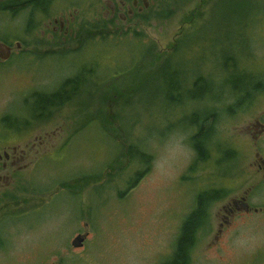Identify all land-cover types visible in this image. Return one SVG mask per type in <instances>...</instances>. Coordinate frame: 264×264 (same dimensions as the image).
<instances>
[{
  "label": "rangeland",
  "instance_id": "obj_1",
  "mask_svg": "<svg viewBox=\"0 0 264 264\" xmlns=\"http://www.w3.org/2000/svg\"><path fill=\"white\" fill-rule=\"evenodd\" d=\"M154 1L147 0L143 11L148 19L122 22L117 12L113 23L103 28L116 37H95L78 50L82 39L75 33L107 21L109 8L117 7L118 0H58L41 15V33L33 41L24 39L19 48L13 45L12 56L0 61V155L6 147L9 153L12 146L17 153L26 150L25 163L32 168L21 175L27 204L9 209L20 218H0V230L9 237V247L0 248V264H163L173 253L196 195L220 187L229 192L211 205L190 264L264 263V210L215 239L222 205L261 179L262 173L254 174L248 165L252 145L260 148V143L247 135L246 127L264 111V0H176L167 18H152L167 8V0ZM60 18L72 19L69 34L52 31L53 20ZM21 24L17 20L14 29L9 26L10 38ZM172 45L180 48L177 55L170 54ZM233 52L240 60L236 71H244L245 80L232 74L225 80L233 69L223 70L222 58ZM153 55L156 62L165 58L178 67L186 86L202 76L210 88L204 100L179 106L160 97L156 102L151 85L160 86L155 81L159 73L144 91L122 99L124 106L110 103L115 91L127 87L129 92L146 75ZM83 65L89 72L80 94L55 109L52 117L24 129L37 104L33 94L56 91ZM255 84L262 91L254 95L249 90L240 97L232 90ZM249 98L255 99L254 106L263 102L247 106ZM201 110L215 115L210 156L219 164L211 158L200 172L196 167L189 173L196 161L190 138L197 128L184 120L192 114L197 120ZM44 135L38 146L36 137ZM137 149L150 157L148 164L141 163ZM219 165L224 166L216 170ZM250 202L264 207V181ZM78 234L86 238L74 249L70 242Z\"/></svg>",
  "mask_w": 264,
  "mask_h": 264
},
{
  "label": "trees",
  "instance_id": "obj_2",
  "mask_svg": "<svg viewBox=\"0 0 264 264\" xmlns=\"http://www.w3.org/2000/svg\"><path fill=\"white\" fill-rule=\"evenodd\" d=\"M22 1L23 0L10 1L9 6L10 9H12L11 12H15V13L20 12L23 9L22 6L24 5ZM56 1L58 0H31V3L29 4H31L32 6L36 5V10L40 11L42 15L43 13H45L46 7L47 6L49 7L51 4H54ZM175 2L176 0H167L165 3H163V4H167L166 5L167 8L162 9L160 12H156L152 14L151 15L152 18H167L173 12V9H169V8ZM156 3H158L157 0L154 1V4ZM134 17H138L141 20L148 19V16L144 15L143 12L141 14H136ZM113 21H114L113 18H109L107 19V21H100V22H96L94 25H90V27L87 29L93 30V32L91 33H88L87 29L80 28V33L79 34L75 33V36L76 35L80 36V39H82V41L80 40V47L78 50L84 47L83 44L88 42L91 43V41H93L95 37L99 38L100 40L108 39L109 36L116 37L117 35L115 33L111 35L107 30H103V28L105 29L106 26L109 27V25H111ZM33 29H34L33 23H30L26 26V32L29 34L32 33ZM84 33H86L87 35L83 37ZM29 40L31 39L29 38ZM33 40L34 38H32V41ZM179 49L175 48V46L172 45V51L170 54L177 55ZM148 51H151V49L148 48ZM152 58H153V63H152L153 66L151 69L147 70L146 75H142L138 79L137 81L138 83L136 82V85L129 88V92L126 91L127 87L115 91L116 94L111 96L110 103H112L114 106L116 105L124 106L120 103L122 99L130 95L133 98L134 95L144 91L145 88L148 86V84H150L151 79H155L159 73H161V78L155 81H157L160 84V86L151 85V87H154V91H155L154 96L156 95L155 97L156 102L161 101L162 99L163 101L167 100L168 102H170V104L173 102H176V104L179 103L178 104L179 106L182 105L183 103L194 104L197 102V100L199 101L204 100V96L210 88L207 89V86L205 85L202 76H199L198 79L197 76L194 77L191 84L189 86H186L184 85L183 82H186L187 84L188 83L187 78L183 76L181 70L178 67L174 68L173 67L174 65L171 67L167 62V59L165 61V58H163V60H160L159 62H156L154 55ZM239 62L240 60H236L234 52L232 56H226L225 58H222L221 65L224 66L222 67L223 70L225 69L228 70L230 68L233 69L229 74H227L225 80L228 79V76L230 74H232L233 77L235 78H242L244 80L246 79L245 77L246 73L244 71H240V72L236 71L238 69ZM83 69L80 70L73 77H69L64 81H62L59 84L56 91L33 94L34 98L37 101V104L34 107V114L32 115V120L30 122H25L23 128L24 129L27 128L25 125L35 124L36 121H42L43 119L52 117L55 109H60L64 107L69 102H71L76 96H78L80 94L82 85L85 83L86 79L88 78L89 69H87L85 65H83ZM116 77L119 76L116 75ZM234 82H237V79H235ZM198 90H201V95H197ZM232 90L236 94H239L240 97L242 94L245 93H246L245 95H247L249 90L253 91V95L257 91L260 90L262 91L261 87H258L257 84H255L254 88L242 89L240 87L238 89V87L235 88L232 87ZM88 94L90 95L91 93ZM157 97H160L161 99ZM105 98L108 103V97L105 96ZM251 99L249 100L248 105L251 104ZM239 100L240 98L236 100L234 104L235 108L241 105L239 103ZM128 103L126 105H128ZM214 104L217 107L220 103H214ZM232 108L234 107H230V112ZM214 109L215 108H211V110ZM214 116L213 113H208L201 110L200 113H197V120L195 114H192L190 118H186V120H184L187 121L189 125H193L194 127L197 128L196 133L190 138V146L195 153L196 161L194 162L193 165L189 167L188 169L189 173L193 172L196 167H198L197 172H200L201 171L199 170L200 166L208 162L210 163L209 160L211 158L212 161H214V163L216 162V165L219 164L218 160L216 159L217 157L210 156V154L212 153L210 140H211V134L213 132V124L215 122ZM3 120L6 121V118H3ZM105 131L106 132L109 131L107 127H105ZM126 148H127L126 156L130 159L132 158V152H131L132 148L130 147V145ZM214 152L216 153V151ZM135 154L137 155L141 163H143L144 165L148 164V160H150V157L148 155L141 152L139 149L136 150ZM197 163L200 165H197ZM220 166L223 167L224 165L216 166L215 167L216 170H219ZM85 179L86 178H84V180ZM218 181L221 180L218 179ZM64 186L68 189L75 188L72 184H67V183H64ZM227 192L229 191L220 187L218 189L202 191L196 195L193 209L184 218L178 230V234L174 243L173 253L169 257V259H167L163 264H190V252L196 245L198 233L208 225L211 205L214 202L223 199L227 195Z\"/></svg>",
  "mask_w": 264,
  "mask_h": 264
},
{
  "label": "flooded vegetation",
  "instance_id": "obj_3",
  "mask_svg": "<svg viewBox=\"0 0 264 264\" xmlns=\"http://www.w3.org/2000/svg\"><path fill=\"white\" fill-rule=\"evenodd\" d=\"M10 1L12 0H0V43L8 46L10 48V54L8 59L13 54V45L15 48L17 47V43L21 45L24 39H35V35L37 33H41L39 25L41 24V12L36 10V5L32 6L31 0H23L22 10L20 12H11L10 9ZM148 2L147 0H118L117 7L111 6L109 8L108 13L110 14V18H114L116 13L118 12V19L122 22L127 21V19H133L136 14H141L144 10L148 9L145 6ZM71 17V16H70ZM128 17V18H127ZM17 20L22 22L23 28L20 30L17 35H12L10 38L9 26ZM71 18L69 19H62L60 18L58 21L53 20L52 31L63 32V34L70 33L69 25L71 23ZM30 23H33L34 29L32 33L26 32V26ZM57 24V27H56ZM14 29V28H13ZM19 48V47H18ZM0 56V61H1ZM6 59V60H8ZM5 61V60H4ZM2 61V62H4ZM255 99L252 100L251 104L247 106H254ZM263 102V101H261ZM261 102H258L255 106H258ZM254 106V107H255ZM256 110L255 108L253 109ZM246 132L249 137L255 141H259L260 148L256 147V145H252V149L250 152V157L252 158V162L248 165L254 167L253 173L254 174H261V179H259L255 185L252 187L250 186L246 190L242 192V194L238 195H231L228 202L222 205L221 210L222 214L218 216V223H217V231L215 235V239L218 236L224 233H228L229 231L234 230L239 223H241L242 219H247L248 216L254 215H261L264 207H256L253 206L250 202V196L255 190V187L264 181V111L262 115L255 117L246 127ZM44 137H36V141L38 142V146L44 143ZM4 147V146H3ZM37 153V151H35ZM27 151L20 150L18 153L16 148L12 146L10 153L8 148L6 147L3 151V158L0 155V160L2 161L0 165V218L1 222L6 218H20L19 215H14L9 213V209L20 207L22 204L25 206L26 200L25 195L22 194V190L20 189V185L22 180L24 179L21 175H26L30 173L32 168L28 167L25 163ZM12 185V186H11ZM56 185V183H55ZM52 185L50 189L52 190ZM15 191L16 193H11ZM33 194V193H32ZM38 194V193H35ZM41 195V194H39ZM46 202V201H45ZM44 202V203H45ZM246 203L248 205L247 210L243 209V204ZM34 207V206H33ZM32 207V208H33ZM31 208V209H32ZM39 209V208H37ZM8 214H6L5 212ZM14 212V211H13ZM13 215V216H12ZM241 220V221H240ZM0 222V223H1ZM4 223V222H3ZM242 223H245L242 222ZM228 239V238H227ZM9 247V237L8 233L0 230V248L5 249ZM4 251V250H3ZM247 254V252H244ZM264 264V263H261Z\"/></svg>",
  "mask_w": 264,
  "mask_h": 264
},
{
  "label": "water",
  "instance_id": "obj_4",
  "mask_svg": "<svg viewBox=\"0 0 264 264\" xmlns=\"http://www.w3.org/2000/svg\"><path fill=\"white\" fill-rule=\"evenodd\" d=\"M145 6H147V4H145ZM20 44L17 43V47H19ZM9 54H10V48L4 44H1L0 43V56H1V60H6L8 59L9 57ZM248 208V205L246 203L243 204V209L247 210ZM86 238V235H81V234H78L76 235L72 241L70 242V245L72 248L74 249H78V248H81L83 246V242Z\"/></svg>",
  "mask_w": 264,
  "mask_h": 264
}]
</instances>
